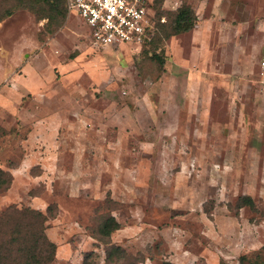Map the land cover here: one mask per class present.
<instances>
[{"label": "rangeland", "instance_id": "374dc122", "mask_svg": "<svg viewBox=\"0 0 264 264\" xmlns=\"http://www.w3.org/2000/svg\"><path fill=\"white\" fill-rule=\"evenodd\" d=\"M188 1L195 27L146 51L68 9L0 22V212L53 207L51 264H264V0Z\"/></svg>", "mask_w": 264, "mask_h": 264}, {"label": "trees", "instance_id": "16d2710c", "mask_svg": "<svg viewBox=\"0 0 264 264\" xmlns=\"http://www.w3.org/2000/svg\"><path fill=\"white\" fill-rule=\"evenodd\" d=\"M163 3L164 0H154L157 26L151 40L142 46V51H146L149 46L154 47L163 39L192 30L197 23V14L188 0H182V4L169 13L167 21L161 22L165 13L162 9ZM19 8L28 9L40 18H49L50 23L58 18L61 23L67 14L66 0H13L1 10L0 22ZM153 55L161 61V65L164 64L165 58H160L156 52ZM4 172L0 168V174ZM254 204L250 195H243L238 200L237 207L244 205L254 207ZM53 210L52 206H48L47 211L43 212L36 208H20L16 204H11L0 212V264H51L55 260L57 244L46 233L48 217L55 215ZM119 227L120 223L111 215L101 224L98 233L101 238L109 237L111 232ZM90 254L87 253L85 256V264ZM106 254V260L110 263L128 261L126 251L117 244H111L106 249ZM258 261L256 260V263H259ZM243 262L240 261L239 264H244ZM162 264L175 263L165 261Z\"/></svg>", "mask_w": 264, "mask_h": 264}, {"label": "built area", "instance_id": "2783aa9c", "mask_svg": "<svg viewBox=\"0 0 264 264\" xmlns=\"http://www.w3.org/2000/svg\"><path fill=\"white\" fill-rule=\"evenodd\" d=\"M89 26L95 45L142 48L157 26L154 0H66ZM264 67V61L262 62Z\"/></svg>", "mask_w": 264, "mask_h": 264}]
</instances>
